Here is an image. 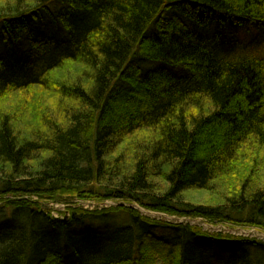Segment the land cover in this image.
<instances>
[{
	"label": "trees",
	"instance_id": "1",
	"mask_svg": "<svg viewBox=\"0 0 264 264\" xmlns=\"http://www.w3.org/2000/svg\"><path fill=\"white\" fill-rule=\"evenodd\" d=\"M261 148L264 0L0 3V194L124 200L264 231ZM127 212L126 228L81 233L68 226L84 214L5 202L0 264H264V242L187 227L163 239ZM198 241L233 252L214 262Z\"/></svg>",
	"mask_w": 264,
	"mask_h": 264
},
{
	"label": "rangeland",
	"instance_id": "2",
	"mask_svg": "<svg viewBox=\"0 0 264 264\" xmlns=\"http://www.w3.org/2000/svg\"><path fill=\"white\" fill-rule=\"evenodd\" d=\"M3 2H6V0L1 1L0 3ZM249 35V33H246L243 30H238L233 33V37L236 42L244 47L248 44ZM252 162V172L257 174V177L259 178L258 184L260 185V188H264V148H261L259 150V153L255 155V158ZM227 183L230 185L232 184V181L230 180ZM228 189L229 188H225L226 193ZM23 197L17 198L11 194H0V205L4 204L5 202H19L20 200H24L27 203L31 204L37 203V205L39 206V211L43 212L45 215H48L51 220L64 222L70 219V212L76 211L79 214L84 215L82 216V219L80 221L69 224L68 228L69 231H78L81 233L87 231H105L104 234H106L114 230L126 228L128 225H130L131 222H129V219L127 218V211L129 210V208L138 211L143 218L149 219L150 221L153 220L157 224H160V226L154 227L153 231L159 237L168 240H172L175 237L177 238L178 236L184 238V236L182 235H184L185 233H183L182 230L185 227H187V229H189L190 231H195L202 239L206 238V236L203 235L212 237H229L227 234L235 235L234 237L237 238L238 236H241L240 238L243 239H255L257 237L254 236L258 235H256L255 232L257 230L259 231V228L256 227L236 226L227 221L217 222L215 220H210L203 217L178 216L164 213L159 214L158 212L145 210L141 208L137 203H131L124 200L99 201L91 198L82 199L75 194L69 193H59V195H56L53 198H35L33 196L24 197L23 199ZM212 200L214 201V199L209 194H192L190 199V201L194 203L201 204L213 203ZM239 230H241L240 233ZM187 236L188 238L192 237L191 235ZM248 236L252 238H249ZM200 238L199 240H201ZM263 239L258 241L264 242ZM198 243L201 245L204 244L201 250L204 254H206V256L212 257L211 259H213L214 262L226 257L228 252H233H231L229 245L222 242L206 241V243H203L202 241H198ZM238 245H241L240 247H247L242 244ZM154 258L155 260H157V263H159V257L155 254L153 255L151 252L148 253V259L146 260H148V263H153Z\"/></svg>",
	"mask_w": 264,
	"mask_h": 264
},
{
	"label": "built area",
	"instance_id": "3",
	"mask_svg": "<svg viewBox=\"0 0 264 264\" xmlns=\"http://www.w3.org/2000/svg\"><path fill=\"white\" fill-rule=\"evenodd\" d=\"M160 214V213H159ZM157 215V214H156ZM161 215H163V214H161ZM240 231L241 230H239V233H240ZM260 231V232H259ZM259 231L257 230L255 233H256V235L257 236H254V237H257V238H259V239H257V238H255L256 240H261V239H263L264 238V233H262L263 231H261L260 229H259ZM232 233H234V232H232ZM254 233V234H255ZM231 235V234H230ZM233 236H235V235H233ZM238 237H241V236H238ZM249 238H252V237H250V236H248ZM263 241H264V239H263Z\"/></svg>",
	"mask_w": 264,
	"mask_h": 264
},
{
	"label": "bare ground",
	"instance_id": "4",
	"mask_svg": "<svg viewBox=\"0 0 264 264\" xmlns=\"http://www.w3.org/2000/svg\"><path fill=\"white\" fill-rule=\"evenodd\" d=\"M35 198H38V197H35Z\"/></svg>",
	"mask_w": 264,
	"mask_h": 264
}]
</instances>
